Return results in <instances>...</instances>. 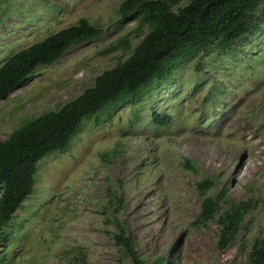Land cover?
I'll use <instances>...</instances> for the list:
<instances>
[{"label":"rangeland","instance_id":"1","mask_svg":"<svg viewBox=\"0 0 264 264\" xmlns=\"http://www.w3.org/2000/svg\"><path fill=\"white\" fill-rule=\"evenodd\" d=\"M121 1L0 0V65L78 19L101 29L0 101V141L128 57L148 28L137 27L136 15L120 18ZM255 13L262 21L252 33L225 50L209 43L190 53L166 80L134 101L107 103L63 151L41 159L31 194L1 230L2 264H133L114 242L117 225L144 264H249L264 236V1ZM152 112L170 124L156 127ZM206 180L213 185L200 194L196 184ZM206 198L217 212L200 223ZM232 203L248 208L219 249L216 220Z\"/></svg>","mask_w":264,"mask_h":264},{"label":"trees","instance_id":"2","mask_svg":"<svg viewBox=\"0 0 264 264\" xmlns=\"http://www.w3.org/2000/svg\"><path fill=\"white\" fill-rule=\"evenodd\" d=\"M264 0H190L172 11L179 0H122L117 13L120 18L136 15L137 27L148 32L131 50L128 57L112 69L103 71L78 97L56 111L30 119L0 141V242L8 236L2 228L9 223L22 201L31 194L37 163L53 152L63 151L85 119L97 115L114 100L134 101L153 83L166 80L175 66L190 53L209 43L215 50H225L260 23L255 6ZM101 29L78 19L69 27L54 32L8 57L0 65V101L19 88L40 66L55 63L74 44L96 38ZM156 127L170 124L167 115L151 114ZM184 167L194 171L185 162ZM206 180L196 184L200 194L212 187ZM121 199H117L116 212ZM246 203L230 204L216 222L219 226L217 245L223 249L234 237ZM217 212V201L206 198L201 203L197 221L211 220ZM116 244L126 248L133 264H144L130 247L124 229L117 225ZM5 256L0 257V264ZM162 258L152 264H161ZM249 264H264V236L257 239L248 253Z\"/></svg>","mask_w":264,"mask_h":264}]
</instances>
